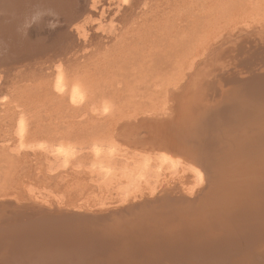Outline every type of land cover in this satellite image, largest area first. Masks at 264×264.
Wrapping results in <instances>:
<instances>
[{"label": "bare ground", "instance_id": "bare-ground-1", "mask_svg": "<svg viewBox=\"0 0 264 264\" xmlns=\"http://www.w3.org/2000/svg\"><path fill=\"white\" fill-rule=\"evenodd\" d=\"M73 1L0 0V46L9 52L4 57L18 53L21 55L16 57H28L29 42L33 44L31 29L27 27L30 21L50 19L53 25L62 18L71 23L66 16L74 12ZM126 1L120 0V3ZM45 12L54 16L47 18ZM253 13L252 17L264 24V15ZM256 34H240L234 39L221 33L212 37L214 41L206 40L200 50H194L180 64L173 90L165 89V99L173 95L177 103L174 108L165 101L160 109L145 110L143 117H138L139 111L135 116L134 113L120 116L87 145L90 170L97 178L107 181L116 176L121 179V207L95 212L94 204L87 199L78 204L70 203L71 198H67L68 203L63 197L50 200L39 194L28 195L36 200L30 206L38 210H32L23 197L20 202L0 200V222L6 220L0 223V227L3 226L0 228V263L264 264V45L259 39L264 31L259 38ZM56 40L59 43L55 44H61L59 37ZM36 42L32 45L35 52L40 45ZM248 42L258 45L257 56L251 52L253 48L249 49ZM212 43L221 49V55L230 50L237 52L238 63L232 62L226 71L230 64H224L225 60L210 62V57L217 52L216 46V51H208ZM39 45L38 49L44 48ZM42 49L45 54L46 47ZM208 63L213 65L204 74L200 67ZM61 70L52 71V78L45 84L46 91L53 98L62 97L73 107L87 97V90ZM234 78L240 81L231 82ZM3 91L0 84L2 100L6 98ZM254 97L256 100L252 102ZM107 107L102 103L97 110L104 115ZM151 114L172 116L156 119L160 122L153 126L155 119ZM121 119L127 121L120 122ZM14 121L18 154L23 148L51 153L53 163L49 168L43 166L44 171L65 170L72 164L69 158L74 156L75 146L67 145L65 140L54 143L46 137L32 138L31 133L28 135V118L16 116ZM123 144H127L126 147ZM119 157L130 162H121L123 158L118 160ZM182 172L189 174L188 187L178 182L181 176L178 180L174 178ZM173 190L177 192L172 193ZM39 201L50 205L54 202V205L46 207ZM14 202L15 208L11 206ZM10 209L38 217H30V223L26 219L23 229L14 228ZM9 225L12 230L6 229Z\"/></svg>", "mask_w": 264, "mask_h": 264}, {"label": "rangeland", "instance_id": "rangeland-1", "mask_svg": "<svg viewBox=\"0 0 264 264\" xmlns=\"http://www.w3.org/2000/svg\"><path fill=\"white\" fill-rule=\"evenodd\" d=\"M75 2L73 4L76 7L72 6L74 12L71 16H66L71 23H67L62 18H58V22L53 25L50 24V19L29 22L27 27L31 29V43L33 42V44L29 42L28 47L31 45V48H28L29 52L26 55L29 61L23 55L22 58L16 57L18 54L20 56V53L6 59L4 56L9 52L7 53V50L0 46L2 52L0 55L3 56H0L2 63H0V71L3 72L0 73V84L4 88L3 96H6L4 100L0 97V200L5 198L4 201L13 199L20 202L23 197L25 203L28 202L30 206L36 200L30 199L29 194H39L50 200L63 197L64 200L69 201L67 198H71L70 203L78 204L87 199L92 205L94 204L92 210L101 212L102 209L103 212L122 206L120 196L122 188L119 184L121 179L113 176L107 181L99 180L95 172L90 170L91 157L87 145L98 138V134L105 130L103 129L105 126L107 127L120 116H130L129 114L133 113L135 116L139 111L138 117L140 115L143 117L142 115L146 114L145 110L147 112L157 109L163 106L165 101L166 105L174 108V104L176 106L177 103L174 102L173 95L167 97V100L164 92L169 88L173 90L172 87L179 78L180 64L206 40L214 41L212 37L215 35L226 33V37L236 39L240 34L247 36L258 33L256 34L258 37L264 31V24L262 20L252 17V13L254 11L264 15V0H127L124 4L120 3V0H75ZM44 15L47 18L54 16L53 13L51 16L46 12ZM230 31L231 34L227 35ZM58 37L59 41L61 40L59 45L55 44L59 43L56 40ZM262 38L259 39L264 45V35ZM41 41H44V44ZM35 42L39 48H44L38 49L37 45L35 52L33 50L35 46H32L36 45ZM213 43L208 51L217 49V52L210 57V62L225 60L224 64H230L226 66V71L231 68L232 62L238 63L237 52L230 50L221 55V49ZM245 45L247 46L246 43ZM252 45L253 43L248 42L249 49L253 48L251 52L257 56L258 52L256 53L255 50L259 51V47ZM41 49H45V54ZM32 52L36 53L35 56ZM212 65L208 63L206 67L201 66L200 70L204 69V74H207ZM58 70L66 72L67 77L87 90V97L81 98L73 107L68 106L62 97V99L53 98L46 91L45 84ZM234 80L240 81L234 78L231 82H235ZM254 99L256 100V97L252 102H255ZM258 100L262 101L261 98ZM102 103L109 106L104 115L97 110ZM16 116L30 120L28 132V135L31 133L30 137H46L52 142L65 140L67 145L75 146L74 156L69 158L72 164L65 170L55 168L51 172L44 171L45 167L49 168L53 163L54 156L51 153L33 152L29 148H23L22 153L18 154L13 133ZM150 116L155 119L154 126L160 122L157 121L160 118H171L172 115L151 114ZM125 121L127 119H121L120 122ZM120 158L123 157H119L118 160ZM120 161L130 162L126 158ZM174 176L177 177L176 180L181 176L178 182L182 181L187 185L186 187L189 186L187 172ZM173 192L177 191L173 190ZM39 203L46 207L54 205V202H51V205L48 204L49 202L39 201ZM15 205L14 202L11 206L15 208ZM31 208L38 210L35 206ZM26 213H16L13 210L10 212L14 228L23 229L28 219L30 223L31 218L38 217L27 216ZM5 222L6 220L0 223ZM9 226L6 229L12 230ZM2 227L1 225L0 228Z\"/></svg>", "mask_w": 264, "mask_h": 264}]
</instances>
